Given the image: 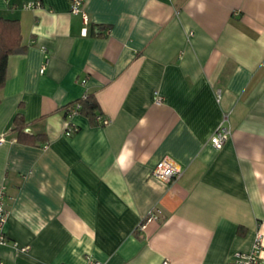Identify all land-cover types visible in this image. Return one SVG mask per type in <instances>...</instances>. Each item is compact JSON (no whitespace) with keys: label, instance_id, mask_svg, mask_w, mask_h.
Returning <instances> with one entry per match:
<instances>
[{"label":"crops","instance_id":"1","mask_svg":"<svg viewBox=\"0 0 264 264\" xmlns=\"http://www.w3.org/2000/svg\"><path fill=\"white\" fill-rule=\"evenodd\" d=\"M69 6L0 0L25 45L0 89L1 264H234L264 234V0H85L87 22ZM85 93L110 122L78 112L67 135ZM17 113L44 146L16 139ZM162 158L181 175L155 177Z\"/></svg>","mask_w":264,"mask_h":264},{"label":"built area","instance_id":"2","mask_svg":"<svg viewBox=\"0 0 264 264\" xmlns=\"http://www.w3.org/2000/svg\"><path fill=\"white\" fill-rule=\"evenodd\" d=\"M84 2L85 0H70V6L69 11L73 14H80L83 21L87 22V13L84 9ZM40 3L35 2H29L25 6L27 7H36L39 6ZM44 70L43 66L41 67L40 71L42 72ZM86 96L85 94H82V98ZM156 102H161L162 98L161 96L156 97ZM66 110V119L67 122L65 123V133L67 135L73 134L78 127L70 122L68 120L69 117L72 115L78 113L79 110V103L75 102L74 104H71L67 106ZM97 124L98 125H106L110 122V118L98 114L96 116ZM231 133V125L229 121L228 113H223L222 118L218 125L216 126L215 130L211 133L209 137V141L212 144V146L216 149L222 148L224 142L227 140ZM3 140V137H0V142ZM181 169L178 167H175L170 161L166 160L165 158L159 159L156 161L154 168L152 170V174L164 181H170L172 179H175L181 175ZM6 187L4 185H0V244H5L8 241V238L4 232V224L7 219L9 210L6 205L5 201V194H6ZM157 209L150 210L144 218L141 220L139 227L143 228L145 227V224L156 218L158 213ZM262 248H264V234H262L259 230L256 232L253 243L251 245V248L247 251H238L234 254L233 263L234 264H258L260 253L262 251ZM21 250L28 249V245L21 246ZM168 260L164 259L162 261V264H167ZM1 264V262H0ZM86 264H103L102 261H100L97 258H94L92 256H89L86 260Z\"/></svg>","mask_w":264,"mask_h":264},{"label":"trees","instance_id":"3","mask_svg":"<svg viewBox=\"0 0 264 264\" xmlns=\"http://www.w3.org/2000/svg\"><path fill=\"white\" fill-rule=\"evenodd\" d=\"M25 49V45L21 41L20 24L18 19H10L0 17V89L5 83L7 58L11 53L21 52ZM79 103L78 112L87 116L92 124H97L96 116L102 114L99 103L95 96L86 93L85 97H79L65 106ZM66 114V110H64ZM16 133V139L25 143L46 144L43 139V134L32 133L25 130V123L19 113L15 116L14 125L12 128Z\"/></svg>","mask_w":264,"mask_h":264}]
</instances>
